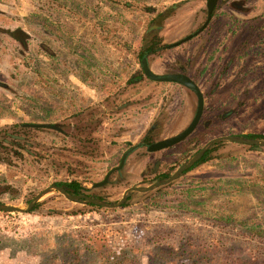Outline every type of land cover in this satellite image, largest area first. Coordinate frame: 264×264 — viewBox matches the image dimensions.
I'll list each match as a JSON object with an SVG mask.
<instances>
[{"label": "rangeland", "instance_id": "obj_1", "mask_svg": "<svg viewBox=\"0 0 264 264\" xmlns=\"http://www.w3.org/2000/svg\"><path fill=\"white\" fill-rule=\"evenodd\" d=\"M131 1L132 12L125 16L131 52L139 49L147 26L139 9L156 17L155 25L160 26L149 35L159 36L163 45L192 35L206 19L207 0ZM106 5L110 20L116 9L104 0H0L3 204L24 208L46 187L70 181L116 203L127 188L147 187L156 174L171 175L213 138L264 134V0H218L202 32L148 63L155 75L180 69L197 84L204 105L195 131L155 153H148L146 147L134 149L124 167L110 176V184L93 188L145 135L156 142L178 134L196 108L190 90L143 76L133 86L119 81L103 87L76 86L67 79L59 82L57 77L72 69L88 74L81 58L72 60V31L84 35V26L72 22V9L80 16L93 15L95 23ZM2 31H22L26 37L20 40ZM104 33L103 41L119 44ZM87 34L82 47L89 51L93 38ZM109 44L97 49V56L108 60V77L117 69L123 77L124 69H139L127 46L114 49ZM25 124H52L61 132L22 128ZM263 180L264 148L229 142L168 186L134 194L127 206L117 209L91 208L52 191L32 212H0V250L13 257L8 263L7 254L0 255V264H71L75 255L79 264H88L94 258L85 249L90 238L107 239L115 250L128 246L149 253V240L159 235L162 245L173 248L185 241L195 246L217 243L234 246L240 254L246 249L264 260V237L245 231L264 225ZM178 264L188 263L179 260Z\"/></svg>", "mask_w": 264, "mask_h": 264}, {"label": "trees", "instance_id": "obj_2", "mask_svg": "<svg viewBox=\"0 0 264 264\" xmlns=\"http://www.w3.org/2000/svg\"><path fill=\"white\" fill-rule=\"evenodd\" d=\"M104 1H106V3L108 2L107 4L108 6L110 5V7L115 6L116 11L112 13V17L109 20V13L107 11L108 7L106 5L105 13L103 14V16L101 15L98 18L99 20L95 21L94 25L97 29H102L107 34V39L118 38L117 40L119 41V44L121 45V47L124 48V45H125L127 46L126 48L128 50L129 45H126V43L131 44L130 41H131L132 35L129 34L127 31H125L126 29L125 16L127 15L128 17H130L129 12H132L131 4L133 3L131 0H104ZM139 10H140L139 12L141 13V15L145 16L147 20L146 22L147 26L145 28V32L141 39V44H140L139 49H137L134 52H131L130 50H128L132 54L131 62L132 63L137 62V64L139 65L138 67L139 69H137L135 72L130 71L129 69L127 70L124 69L125 78L119 75V71L118 72L115 71L113 75L114 78L110 76L109 77L110 81L108 80V83H114V82L119 81L124 84L127 82L129 85L133 86V84H137L140 82L142 76L150 80L144 75L141 69L142 60L146 59L149 63V61L152 58L158 57L166 49H169V45L162 44L159 36L149 35L150 32L152 31L154 32L160 26V25H155L157 22L156 17H154L152 12H150V14H147L142 9H139ZM213 14H214V11L212 12V16ZM107 21L113 22V25H116V27L109 26L108 25L109 23ZM70 72H71L70 74H72V71ZM159 83H168V82H159ZM57 110L59 111V113H65V110H63L62 108H58ZM21 127L28 129L24 125H21ZM235 137H239V138L241 137L246 140H256V141L264 142V134H244V135H239ZM154 142L155 141L152 139V137L147 134L143 137L140 146L146 147L147 145H150ZM223 143H229V142L220 141V142H216L210 145L207 148V150L202 154V156L198 159V161L195 162L184 173H187L193 170L195 167L199 166L200 164L207 162V160L211 157V155L215 151V148L219 147ZM240 146H244L249 149H256L255 146H247V145H240ZM199 150L200 149H197L196 152H198ZM195 153H193L191 157ZM184 173H182V175ZM169 177L170 175L167 173L156 174L153 181L155 182L165 181ZM263 183H264V180H263ZM217 184L219 186L225 185L222 181H218ZM56 186L62 187L63 190L66 191L71 196L84 195V196H88L96 200L103 201L101 198L95 195L89 194L91 190L84 187L78 181H70L67 183H57ZM227 186L230 187V185H227ZM134 194H139V193L131 192L126 199V202L121 207L127 206L128 202L131 200ZM79 203H83L85 206H89L91 208L107 210L106 208L95 206L84 200L79 201ZM0 204H2L1 201H0ZM37 206H38V203L33 206L30 212L34 211L37 208ZM110 210H113V209H110ZM72 214L75 215V213H72ZM245 231L248 232L251 236L262 237V238L264 237V225L263 226H253V227H250V229H246ZM159 238H161L160 235L157 236L156 238L152 237L149 240V244L152 246L151 247L152 249H150L149 253H144V251H142V249L140 248H131V247L127 248L128 246L120 250H115L111 247L107 239L105 240L102 239V240L97 241L99 242L98 244L96 240H93V238H90L89 240H87V244H85V249L89 253H92L94 255V258H92L88 262V264H178L179 260H183L187 262L188 264H264V260L255 259L250 253L246 252V249L241 250L242 252L240 254L237 251H235L239 249H235L234 246H231V245L222 246L216 243V244H210V245H196L195 246L189 243L188 241H185L184 243H181L179 246L173 248L172 246L162 245L161 244L162 240ZM95 243L97 246L93 248ZM153 249H156L157 252L152 253L151 251ZM5 250L4 251L0 250V255L7 254L5 262L11 263L13 261V257L10 255V253H6ZM215 253L218 255V257L214 256ZM144 257L147 258L146 263L143 262ZM79 263H80V259L77 255H75V257L72 258L71 264H79Z\"/></svg>", "mask_w": 264, "mask_h": 264}, {"label": "water", "instance_id": "obj_3", "mask_svg": "<svg viewBox=\"0 0 264 264\" xmlns=\"http://www.w3.org/2000/svg\"><path fill=\"white\" fill-rule=\"evenodd\" d=\"M217 3H218V0H207L206 1L207 17H206V20L203 23V25L196 32H194L192 35H188V36L184 37L183 39H181V40H179L173 44H170L169 48L176 47L179 44H182L185 41L189 40L192 36H195V35L199 34L200 32H202L203 29H205V27L209 24V22L212 18V12L214 11ZM2 32H5V33L11 35L13 38L20 39V40H23L24 37H26V35L22 31H16V32L2 31ZM141 69H142L144 75L147 78H149L150 80L155 81V82H168V83L179 84V85L185 87L186 89L190 90L196 97V108H195L194 115H193L190 123L181 132H179L178 134H176L174 136H171V137L165 138V139H161L159 141H156V142L146 146V150L148 153H155V152L173 147V146L183 142L185 139H187L195 131V129H196V127L200 121V118L202 116V113H203V105H204L203 94L200 91L197 84L193 80H191L187 75L179 74V73L155 75L151 72L148 61L146 59L142 60ZM24 126L27 128H32V129H48V130H52V131H56V132H61V129L59 127H57L56 125H52V124H25ZM220 141H226V142H230V143H234V144H238V145L255 146L256 149H258V150H261L262 148H264V142L263 141L246 140V139H243L241 137L239 138V137H235V136H220V137H216V138H213V139L207 141L201 147V149L198 152H196L190 159H188V161H186L184 164H182L180 167H178L170 175V177L167 180L156 181V182H154V183H152V184H150L144 188L136 187V186L127 188L126 190H124L121 198L116 203H106V202L96 200V199H93L91 197L84 196V195L71 196L66 191H64L62 187L51 185L49 187H46L39 194H37L29 203L26 204V206L24 208L19 207V206H13V205H8V204L2 203V204H0V212L8 213V214L28 213L31 211V209L33 208V206L36 203H38L45 195H47L48 193H50L52 191L58 192L59 194L64 196L66 199H68L72 202H78L79 203V201L84 200V201H86L90 204H93L95 206L103 207L106 209H117V208H120L126 202V199L131 192H137V193L149 192V191H152L156 188L166 186V185L172 183L173 181L177 180L182 175V173H184L195 162L198 161V159L202 156V154L207 150V148L210 145H212L213 143H216V142H220ZM138 147H140L139 144L135 145L133 148L126 151L122 155L119 165L116 168L111 169L105 175L104 179L101 182L93 184L92 187L93 188H102V187L110 184V182H109L110 176L114 172H119L124 167L125 161H126L128 155L132 151H134V149H137ZM158 164L159 163L156 162V166Z\"/></svg>", "mask_w": 264, "mask_h": 264}, {"label": "crops", "instance_id": "obj_4", "mask_svg": "<svg viewBox=\"0 0 264 264\" xmlns=\"http://www.w3.org/2000/svg\"><path fill=\"white\" fill-rule=\"evenodd\" d=\"M80 15H82V14H79V13L77 14L72 9V22H74L75 24H79L81 26H84L83 27L84 28L83 29V31H84L83 36L82 35H76L72 31V60L74 59V57H76V60H78L77 59L78 57L81 58L82 62H84L87 66L85 72H88V74H85V73L82 74L79 72L77 73V71L74 72V70L72 69V74H68V76L57 77V75H55V77L59 78L58 79L59 82H62L61 80L67 79L68 84H72V85H76V86H78V85L85 86V87L105 86V85H107L108 80H109V77H108L109 76V72H108L109 70H108V63H107L108 60L102 59L101 57L99 58L97 56V54L99 55V52L97 51V49L101 50V48L104 47V44L106 45L109 43H110L109 46L113 47L114 49H115V47H121V45L116 43V46H113L111 42L103 41L100 34H103L104 31L102 29H97L95 27V25H94L95 19H94L93 15L92 16L87 15L88 18L84 17V16H80ZM87 33H89L90 36L93 38L92 44L89 46V48H90L89 51L85 50L82 47V46H84L83 42L86 41L88 38ZM104 34H105V36H107L106 33H104ZM117 39L118 38H116V40ZM90 51L93 52L94 54H91ZM82 67H84L83 64H82ZM111 67L116 68L115 65H113ZM78 69L79 68L77 67L76 70H78ZM118 70L119 69H117L116 72H118Z\"/></svg>", "mask_w": 264, "mask_h": 264}, {"label": "flooded vegetation", "instance_id": "obj_5", "mask_svg": "<svg viewBox=\"0 0 264 264\" xmlns=\"http://www.w3.org/2000/svg\"><path fill=\"white\" fill-rule=\"evenodd\" d=\"M206 17H207V14H206ZM205 20H206V19H205ZM204 22H205V21H204ZM209 23H210V22H209ZM202 25H203V24H202ZM202 25H201V26H202ZM206 27H207V26H206ZM206 27H205V28H206ZM203 30H204V29H203ZM176 73L184 74V75H185V73L183 72V70H180V69H179L178 72H176ZM142 139H143V138H142ZM139 145H141V143H139ZM140 147H141V146H140ZM140 147H138V148H140ZM138 148H137V149H138ZM131 154H132V152L128 155V157H129ZM128 157H127V158H128ZM120 160H121V159H120ZM153 170H154V172L156 171V163L154 164V168H153Z\"/></svg>", "mask_w": 264, "mask_h": 264}]
</instances>
